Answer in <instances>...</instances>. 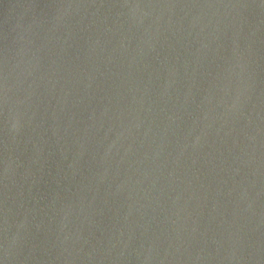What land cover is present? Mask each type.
Wrapping results in <instances>:
<instances>
[{"label": "water", "instance_id": "obj_1", "mask_svg": "<svg viewBox=\"0 0 264 264\" xmlns=\"http://www.w3.org/2000/svg\"><path fill=\"white\" fill-rule=\"evenodd\" d=\"M0 264H264V0H0Z\"/></svg>", "mask_w": 264, "mask_h": 264}]
</instances>
